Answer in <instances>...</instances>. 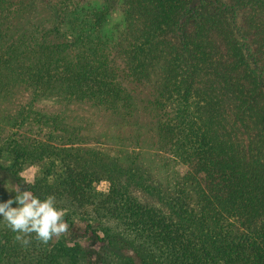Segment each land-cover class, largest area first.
<instances>
[{"label":"trees","instance_id":"16d2710c","mask_svg":"<svg viewBox=\"0 0 264 264\" xmlns=\"http://www.w3.org/2000/svg\"><path fill=\"white\" fill-rule=\"evenodd\" d=\"M3 155L85 264H264V0H0Z\"/></svg>","mask_w":264,"mask_h":264},{"label":"rangeland","instance_id":"374dc122","mask_svg":"<svg viewBox=\"0 0 264 264\" xmlns=\"http://www.w3.org/2000/svg\"><path fill=\"white\" fill-rule=\"evenodd\" d=\"M242 15V12H240ZM10 158L3 155L0 158V202L6 201L9 198H14L22 192L13 177L3 168L10 163ZM50 162L47 158H38L31 160L25 165H22L20 175L30 182L35 177L39 176L44 165ZM103 187L99 184L94 185L93 191L102 190ZM129 195L132 200L147 207H161L154 196L145 193L139 188L131 187ZM13 207L18 206L15 202ZM163 212L165 211L162 208ZM77 220L78 216L74 217ZM83 229L84 223H80ZM13 233L7 226L2 217H0V264H85L84 255L96 256L99 243L90 241L87 237L79 241L67 240L66 236L53 238L47 244L39 243L35 240L34 234L30 245L22 246L17 242Z\"/></svg>","mask_w":264,"mask_h":264},{"label":"clouds","instance_id":"9594fccd","mask_svg":"<svg viewBox=\"0 0 264 264\" xmlns=\"http://www.w3.org/2000/svg\"><path fill=\"white\" fill-rule=\"evenodd\" d=\"M14 202L18 206L13 207ZM64 216V211L56 206V198L52 195L41 199L26 190L0 202V217L16 234L14 239L25 247L31 244L33 234L35 240L42 244L67 234L69 225Z\"/></svg>","mask_w":264,"mask_h":264}]
</instances>
